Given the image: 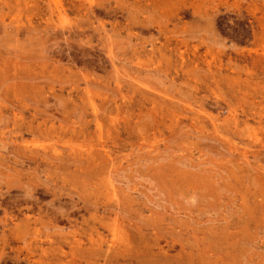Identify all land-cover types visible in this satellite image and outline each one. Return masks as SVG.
<instances>
[{
    "label": "rangeland",
    "instance_id": "374dc122",
    "mask_svg": "<svg viewBox=\"0 0 264 264\" xmlns=\"http://www.w3.org/2000/svg\"><path fill=\"white\" fill-rule=\"evenodd\" d=\"M263 140L264 0H0V264H264Z\"/></svg>",
    "mask_w": 264,
    "mask_h": 264
},
{
    "label": "bare ground",
    "instance_id": "6f19581e",
    "mask_svg": "<svg viewBox=\"0 0 264 264\" xmlns=\"http://www.w3.org/2000/svg\"><path fill=\"white\" fill-rule=\"evenodd\" d=\"M168 116H169V115H168ZM224 119H225V118H224ZM226 119H227V118H226ZM230 119H231V117H230ZM140 120H141V119H140ZM228 120H229V119H228ZM232 120H233V117H232ZM232 120H231V121H232ZM225 121H226V120H225ZM223 122H224V121H223ZM224 123H225V122H224ZM227 123H228V122H227ZM229 123H230V122H229ZM232 123H233V122H232ZM246 123H247V122H246ZM95 124H96V123H95ZM181 124H182V123H181ZM184 124H185V123H184ZM188 124H189V123H188ZM248 124H249V123H248ZM224 125H225V124H224ZM224 125H223V126H224ZM227 125H228V124H227ZM184 127H185V126H184ZM225 127H226V126H225ZM225 127H224V128H225ZM231 128H232V127H231ZM239 129H240V128H239ZM140 130H141V129H140ZM181 130H183V129H181ZM226 130H227V129H226ZM236 130H237V129H236ZM96 131H97V130H96ZM96 131H95V132H96ZM233 132H234V130H233ZM239 132H240V131H239ZM181 133H182V132H181ZM230 133L233 134L232 132H230ZM235 134H236V133H235ZM258 135H259V134H258ZM16 137H17V136H16ZM232 138H233V137H232ZM260 139H261V138H260ZM263 141H264V140H263ZM258 142H259V141H258ZM142 143H143V142H142ZM259 144H261V143H259ZM262 144H263V143H262ZM262 144H261V146H262ZM258 147H259V146H258ZM235 148H236V147H235ZM243 148H244V147H243ZM259 148H260V147H259ZM263 148H264V146H263ZM141 150H142V149H141ZM145 150H146V149H145ZM248 150H249V149H248ZM242 152H243V151H242ZM242 152H241V153H242ZM251 152H252V151H251ZM260 152H261V151H260ZM34 153H35V152H34ZM105 153H106V152H105ZM244 153H245V151H244ZM256 153H257V152H256ZM88 154H89V153H88ZM92 154H93V153H92ZM246 154H247V153H246ZM253 154H254V153H253ZM85 155H86V154H85ZM104 155H105V154H104ZM106 156H107V155H106ZM242 156H243V155H242ZM244 156H245V155H244ZM244 156H243V157H244ZM103 157H104V156H103ZM103 157H102V158H103ZM82 158H83V156H82ZM94 158L96 159V155H95ZM108 158L110 159V157H108ZM239 158H240V157H239ZM244 158H245V157H244ZM247 158H248V157H247ZM247 158H246V159H247ZM85 159H86V158H85ZM97 159H98V158H97ZM246 159H245V160H246ZM45 160H46V159H45ZM86 160H87V159H86ZM86 160H85V162H87ZM48 161H49V160H48ZM90 161H91V160H90ZM98 161L100 162L99 159H98ZM112 161H113V160H112ZM88 163H89V161H88ZM93 163H94V162H93ZM100 163H101V162H100ZM85 164H87V163H85ZM87 165H88V164H87ZM90 165H91V164H90ZM238 165H239V164H238ZM88 166H89V165H88ZM238 168H239V167H238ZM252 169H253V168H252ZM252 169H251V170H252ZM243 170H244V169H243ZM111 171H112V170H111ZM244 172H245V171H244ZM234 173H235V172H234ZM239 173H240V172H239ZM250 173H251V172H250ZM191 174H192V173H191ZM263 174H264V173H263ZM233 175H234V174H233ZM253 175H254V174H253ZM258 175H259V174H258ZM254 176H255V175H254ZM256 176H257V175H256ZM263 176H264V175H263ZM260 177H261V175H260ZM258 179H259V178H258ZM262 179H264V178H262ZM113 180H114V179H113ZM113 180H112V181H113ZM112 181H111V182H112ZM257 181H258V180H257ZM257 181H256V182H257ZM111 182H110V183H111ZM199 182H200V181H199ZM215 182H216V181H215ZM244 182H245V181H244ZM200 183H201V182H200ZM258 183H259V182H258ZM258 183H257V184H258ZM210 185H211V184H210ZM111 186H113V185H111ZM254 186H256V185H254ZM185 187H186V186H185ZM109 189H110V188H109ZM111 189L113 190V188H111ZM41 190H42V189H41ZM41 190H40V191H41ZM263 190H264V189H263ZM44 191H45V190H44ZM49 191H50V190H49ZM41 192H42V191H41ZM45 192H46V191H45ZM189 192H190V191H189ZM46 193H47V192H46ZM43 194H44V193H43ZM218 194H219V193H218ZM192 197H193V196H192ZM202 200H203V198H202ZM190 201H191V200H190ZM260 201H262V200H260ZM263 203H264V202H263ZM87 204H88V203H87ZM203 204H204V203H203ZM71 205H72V204H71ZM185 205H186V204H185ZM192 205H194V204H192ZM260 205H261V203H260ZM118 206H119V203H118ZM179 206H180V205H179ZM73 207H75V206H73ZM80 207H81V206H80ZM124 207H125V206H124ZM121 208H122V207H121ZM186 208H187V206H186ZM258 208H259V207H258ZM81 209H82V208H81ZM108 209H109V208H108ZM114 209H115V208H114ZM187 209H188V208H187ZM123 210H124V209H123ZM123 210H122V212H123ZM181 210H182V209H181ZM201 210H202V209H201ZM187 211H188V210H187ZM187 211H186V212H187ZM124 212H125V211H124ZM196 212H197V211H196ZM202 212H203V211H202ZM119 213H120V212H119ZM197 213H198V212H197ZM203 213H204V212H203ZM63 214H64V213H63ZM114 215H115V214H114ZM245 215H246V214H245ZM181 216H182V215H181ZM197 216H198V215H197ZM173 217H174V216H173ZM185 217H186V216H185ZM200 218H201V217H200ZM238 218H239V217H238ZM62 219H63V218H62ZM62 219H61V220H62ZM175 219H176V218H175ZM135 220H136V218H135ZM173 220H174V219H173ZM173 220H171V221H173ZM184 220H185V219H184ZM250 220H251V219H250ZM65 221H67V220H65ZM144 221H145V220H144ZM174 221H175V220H174ZM240 221H241V220H240ZM136 222H137V221H136ZM247 222H248V221H247ZM140 223H141V221H140ZM64 224H66V223H64ZM113 224H115V223H113ZM113 224H112V225H113ZM144 224H145V223H144ZM146 224H147V223H146ZM218 224H219V223H218ZM218 224H217V226H218ZM249 224H250V223H249ZM116 225H117V224H116ZM183 225H184V224H183ZM120 226H121V225H120ZM144 226H145V225H144ZM158 226H159V225H158ZM211 226H212V225H211ZM214 226H215V224H214ZM246 226H247V225H246ZM248 226H249V225H248ZM208 227H209V226H208ZM120 228H121V227H120ZM198 228H199V227H198ZM211 228H213V227H211ZM117 229H118V228H117ZM213 229H214V228H213ZM36 231H37V230H36ZM118 231H119V230H118ZM118 231H117V232H118ZM172 231H173V230H172ZM242 231H243V230H242ZM115 232H116V231H115ZM124 233H125V232H124ZM168 233H169V231H168ZM171 233H172V232H171ZM122 234H123V232H122ZM177 235H178V234H177ZM100 239H101V238H100ZM37 240H38V239H37ZM167 241H168V240H167ZM222 241H223V240H222ZM169 242H170V241H169ZM214 242H215V241H214ZM184 243H185V242H184ZM39 244H40V243H39ZM166 244H167V243H166ZM175 244H176V243H175ZM224 244H225V243H224ZM168 245H169V244H168ZM177 245H178V244H177ZM73 246H74V245H73ZM73 246H72V247H73ZM111 247H112V245H111ZM122 247H123V245H122ZM86 249H87V248H86ZM99 249H100V248H99ZM99 249H98V250H99ZM104 249H105V248H104ZM116 249H117V247H116ZM127 249H128V248H127ZM105 250H106V249H105ZM109 250H110V249H109ZM148 250H149V249H148ZM159 250H160V249H159ZM94 252H95V251H94ZM109 252H110V251H109ZM123 252H124V251H123ZM123 252H122V253H123ZM149 252H151V251H149ZM162 252H163V251H162ZM95 254H96V253H95ZM65 255H66V254H65ZM70 255H71V254H70ZM86 255H87V254H86ZM107 255H108V254H107ZM103 256H104V254H103ZM103 256H102V257H103ZM108 256H109V255H108ZM71 257H72V256H71ZM88 257H89V256H88ZM110 257H111V256H110ZM110 257H109V258H110ZM236 257H237V256H236ZM103 258H104V257H103ZM107 259H108V258H107ZM199 259H200V258H199ZM232 261H233V260H232ZM238 261H239V260H238ZM31 262H32V261H31ZM105 262H106V258H105ZM225 262H226V261H225ZM33 263H34V262H33ZM172 263H173V262H172ZM196 264H197V263H196ZM226 264H227V263H226ZM237 264H238V263H237ZM244 264H245V263H244Z\"/></svg>",
    "mask_w": 264,
    "mask_h": 264
}]
</instances>
